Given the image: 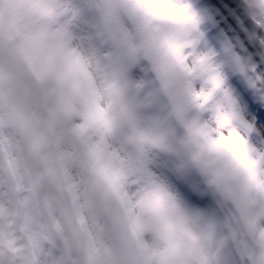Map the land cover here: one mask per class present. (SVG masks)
<instances>
[{
    "label": "bare ground",
    "instance_id": "1",
    "mask_svg": "<svg viewBox=\"0 0 264 264\" xmlns=\"http://www.w3.org/2000/svg\"><path fill=\"white\" fill-rule=\"evenodd\" d=\"M135 1L0 0V71L8 72L23 86L27 101L23 96L21 103L34 125L28 135L15 129L17 117L0 118L6 148L0 155L1 195L12 196L20 204L15 189L24 187L28 199L24 208H33L41 218L32 253L20 255L21 261L142 264L134 240H118L114 235L116 221L110 219L112 235L106 232L107 202L115 199L121 203L105 180L101 164L89 153L97 145L112 168L121 164L128 169V175L119 173L135 209L150 203L174 220L188 250L187 264H205L197 256L198 246L206 252L214 250L219 264H234L221 234L223 225L230 226L239 249L249 255L248 264H264V144L250 141L229 95L220 86L212 60L206 61L208 56L196 50L192 22L189 17L185 21L178 0H163L171 10L170 6L176 8L173 14L180 12V19L173 23H155L148 18L152 11L149 3L155 0H139V4L137 0L136 9ZM124 6H129L130 21L119 14ZM5 11L10 13L7 24ZM16 21L22 25V37L16 34ZM23 48L30 49L45 71L51 103L58 113L56 122L48 115L41 86ZM144 51L151 54L163 79L167 107L176 114L179 130L167 115L160 114L155 89L142 64ZM65 61L79 66L82 77L77 81L54 78L51 69ZM25 119L22 122L27 123ZM205 129L212 137L209 147L201 134ZM56 130L60 131L59 142ZM60 155H65L72 167L71 179L84 203L95 254L68 197ZM139 159L144 161L142 167ZM192 166L201 172L203 187ZM153 169L167 176L174 187L183 186V192L172 189L169 196ZM144 179L147 181L142 183ZM189 193L213 199L215 218L195 209L186 199ZM57 222L62 226L60 234L55 230ZM144 230L153 264L156 239ZM132 248L139 259L124 255ZM35 255L40 260L35 261Z\"/></svg>",
    "mask_w": 264,
    "mask_h": 264
},
{
    "label": "snow or ice",
    "instance_id": "2",
    "mask_svg": "<svg viewBox=\"0 0 264 264\" xmlns=\"http://www.w3.org/2000/svg\"><path fill=\"white\" fill-rule=\"evenodd\" d=\"M196 50L212 58L221 88L253 144H264V0H178Z\"/></svg>",
    "mask_w": 264,
    "mask_h": 264
},
{
    "label": "clouds",
    "instance_id": "3",
    "mask_svg": "<svg viewBox=\"0 0 264 264\" xmlns=\"http://www.w3.org/2000/svg\"><path fill=\"white\" fill-rule=\"evenodd\" d=\"M5 9L8 5L4 6ZM264 15V12H259ZM4 22L7 24L10 13L5 11ZM51 75L59 80L77 81L83 75V70L75 63L65 61L63 64L53 67ZM24 96V88L18 85L8 72L0 71V118L7 121L9 118L27 117V109L21 103ZM109 218L116 221L114 235L118 240L130 238L131 225L134 219L151 231L158 245V253L166 256L167 264H187L188 250L180 241V236L175 230L174 220L167 215L163 208L150 203H142L135 211H129L122 207L115 199H111L105 206ZM31 217V219L29 218ZM41 218L36 215L33 208H24L19 205L15 198L7 196L0 200V253L3 254V264H10L11 258L17 255L30 256L32 244L38 239ZM126 257L139 259L135 249H128L124 253ZM161 259L157 255L153 264H159Z\"/></svg>",
    "mask_w": 264,
    "mask_h": 264
},
{
    "label": "rangeland",
    "instance_id": "4",
    "mask_svg": "<svg viewBox=\"0 0 264 264\" xmlns=\"http://www.w3.org/2000/svg\"><path fill=\"white\" fill-rule=\"evenodd\" d=\"M149 7L152 9V12H153V13H149V17H150L151 21L153 20V21H155V22H158L159 19L156 18V19L154 20L153 14H154L156 17H158V16H159V13H161L162 10L164 9V4L162 3L161 0H155L153 3H152V2L149 3ZM181 10H182L183 13L185 14V21H187L186 12L184 11L183 8H182ZM169 16H173V14H171V15H169ZM178 19H180V12H179V14H178ZM160 20H161V19H160ZM181 20H182V19H181ZM86 44L89 45L88 41H86ZM208 60H212V58L208 56L206 61H208ZM24 99H25V101H27L25 95H24ZM27 104H28V103H27ZM17 118L19 119V120H18L19 123L16 125L15 129H16L18 132H22V133H26V132H27L28 135H32V131L34 130V125H33V117L30 115V113H28V115H27V119H28V120H27V123L22 122V119H21V118H19V117H17ZM24 120H26V119L24 118ZM21 123H23V125H22L21 127H24V129H25L26 131H21V130H20L21 127H19V125H20ZM1 129H2V127H0V138H1V134L3 133V132L1 131ZM1 154H2V153H1V151H0V155H1ZM41 160H42V159H41ZM138 165L142 167V166L144 165V161H143L142 159H140V160L138 161ZM117 167L119 168V171H120V172L125 173L126 175H128V169H127L125 166L119 164V166L117 165ZM153 174H155V175H157V177H159V181L162 182V183L164 184V186H165L167 192L169 193V196H171V188H170V186H169V184H168V181L165 179V176H163L162 173L159 172L157 169H154V170H153ZM146 181H147V179H144V180L142 181V183H143V182H146ZM2 190H3V189H0V200L3 199L2 195H1V191H2ZM138 191H140V190L138 189ZM3 194H4L3 196L5 197V192H4ZM17 195H19V196L21 197L20 199H23V196H24L25 194L21 193L20 188H18V190H17ZM196 214H197V213H196ZM197 215H198V214H197ZM106 217H107V215H106ZM197 218H200V217L198 216ZM110 227H111V226H107V233H108V234H112V231L109 229ZM156 247H157V249H158L157 241H156ZM16 251H17V255L11 258V262H10V264H22V263H23V262H21V258H20V256H19L18 250H16ZM198 253L200 254V250H198V252H197V256L200 257V255H199ZM158 255L161 256V253H159ZM201 255H202V254H201ZM3 258H4V257H3V254L0 253V264H3ZM203 259H204V255H203ZM160 262H161V259H160ZM160 262H159V264H160Z\"/></svg>",
    "mask_w": 264,
    "mask_h": 264
}]
</instances>
